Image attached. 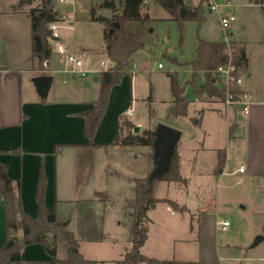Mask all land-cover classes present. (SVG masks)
<instances>
[{"label": "crops", "instance_id": "obj_1", "mask_svg": "<svg viewBox=\"0 0 264 264\" xmlns=\"http://www.w3.org/2000/svg\"><path fill=\"white\" fill-rule=\"evenodd\" d=\"M19 1L11 2L9 6L14 5L22 12L20 14L28 17L27 10L31 6L26 5L27 0L18 5ZM231 1L243 7H261V12L252 21V33L243 34L241 39L232 40L243 46L247 58L246 71L242 76L241 84V88L250 94L246 110L242 112L236 106H227L224 101L215 96L199 97L194 93V98H190L185 94L190 99L189 104L194 107V115L190 116L193 125L183 127L179 122L176 123L180 116H173L174 123L166 122L165 120L170 117L168 110L173 99L167 72L175 71L179 84L183 86L180 76L182 73H189L191 76V69L178 68L173 63L171 69L158 76L160 70L153 71L148 67L139 69L133 64L134 69L127 67V73L122 76L120 83L111 88L107 107L94 132L92 144L89 143V138L85 134L86 121L83 114L93 105L98 96L96 85L91 89L88 84L75 88L77 84L73 83L63 90L59 89L62 87L60 85L79 73L73 72L71 65L57 55L54 48L50 58L45 61L44 69H39L31 49V26L27 18L22 20L25 22L19 20L20 22L17 23L19 26L15 28L16 34H7L5 42L10 46L7 48L9 50L4 55L0 51V58L4 57L10 61V63H0V163L6 166L7 175L14 188L18 183L16 190L22 210L32 217H37L39 213L36 192L43 176L44 205L48 210H54L65 222L66 228L77 240L78 251L83 257L96 260L97 264H113L112 257H104L99 251L93 250V248L96 249V245L103 242H108L112 249L121 245L115 233L106 229L107 202L117 203L118 201L121 202L120 206L124 205L126 200L134 196V180L148 176L153 167L151 147L148 145L126 146L113 143L119 128V118L127 119L133 126L137 125L142 129L155 130L159 123L180 128L181 135L176 150L179 157V172L186 180L185 186L192 178L195 180L196 177L202 176L201 157L208 150L214 151L215 159L209 163V172L218 174V179L227 173L256 175L264 172V0L262 3H259V0ZM64 20L65 18L60 20L59 26ZM8 22L14 23L12 18ZM244 23V21L241 23L242 32L246 31L247 23L245 25ZM0 33H2L1 29ZM59 40L70 52L81 58L87 56L84 52L90 49L65 41L62 36ZM84 60L91 64L92 71L89 72L92 74L91 80L98 82L99 80H94V76L100 66L93 65L87 57ZM163 67L162 65L158 69ZM39 74L52 76L49 89L44 95L39 94L31 80L33 76ZM153 75H157L160 86H166L165 96L155 95L159 85L147 81V78ZM189 79L183 78V81ZM141 82L144 86L143 91L140 92ZM203 103L207 105L200 106ZM220 103L224 106L226 123L222 121ZM134 104L139 105L141 113L135 117H129L133 115ZM230 111L234 116L238 112L246 115L243 134L247 162L246 165L240 163L237 168L227 172L228 150L227 147L222 146L221 138L222 136H225L226 140L233 138L236 136L235 129L241 127L236 117L231 123L228 122ZM204 115L210 117L213 126L205 125ZM242 118L240 115L239 119ZM210 132L218 136L217 145H205L203 141H200V138L205 140L209 137ZM238 137L241 139V134ZM219 150L225 153V163L220 172L217 171ZM183 166L189 167V171L183 172ZM240 166L244 167L243 172H237ZM162 182L172 183L176 187L178 184L157 180L152 187V195L156 198L167 197L156 193V189ZM113 186H116V189L121 188L119 198L114 195L117 199L112 196ZM97 192L105 194L106 199L103 200L102 196H97ZM183 202L186 203V201ZM160 203L163 202H158L150 210L156 209ZM164 204L171 215L179 213L166 203ZM207 216L202 213L196 222L199 223L197 242L203 247V249L200 248L202 251L199 253V258L197 261L181 260L184 264H223L215 249V240L210 238L208 242L204 236H201L205 228L203 219ZM112 217L109 218L112 219ZM114 220V226L119 228L123 221L116 218ZM127 223L129 224V221ZM154 224L157 225V222L154 221ZM190 231L196 235L194 226H191ZM21 234L22 232H19L18 236L20 237ZM5 236V209L0 195V245ZM129 238L130 236H127V245L122 243L126 249L131 245ZM147 240L148 233L140 250L146 245ZM125 250L122 251L121 256ZM49 257L41 243H30L21 247L20 260L12 264H45V260ZM58 257L64 258L65 255Z\"/></svg>", "mask_w": 264, "mask_h": 264}, {"label": "rangeland", "instance_id": "obj_2", "mask_svg": "<svg viewBox=\"0 0 264 264\" xmlns=\"http://www.w3.org/2000/svg\"><path fill=\"white\" fill-rule=\"evenodd\" d=\"M13 1L16 0H0V23H2L0 25V29L2 30V33H0L2 34L0 36V51L3 55L8 52L9 49L7 48L10 47L5 42L6 37H8L7 34H16L17 30L15 28L19 26L17 23L27 18L26 20L29 21V25L31 26L29 16L26 17L20 14L22 12L14 5L9 6ZM101 1L71 0L65 6L61 4L57 5L55 0L52 1L53 7L60 15L63 14V10L68 12L64 22H61L58 27L60 36L64 37L65 41L68 40L76 46L93 49H87L84 54L87 55L85 57L90 59L95 66H99V61H105L107 56L104 52L102 25L99 22L89 20V10L91 7H94L96 14H103L105 16L112 15L110 9L98 7ZM228 1L235 15V20L229 28L223 29L219 22V17L225 15L229 7L220 5L217 10L210 9V3H222L223 0H208L203 10L204 19L199 28L197 27L196 21H186L181 33L178 24L170 19L168 13L158 3L153 0H146L142 5V11L148 10L150 16L147 39L144 47L137 49L133 53L131 58L132 62L129 63L128 67L133 70L134 65H136L139 69L148 67L153 71L160 70L158 72L160 75L158 76H161L162 72L171 69L173 63L178 68L189 67L191 69L185 59H191L195 56L197 36L202 39L232 41L233 39H241L243 34L248 35L252 33V21L261 12V7H243L241 5H235V2L231 0ZM184 2L189 5H195L198 0H184ZM38 4L39 0L26 2V5L31 7H36ZM10 18H12L14 23L8 22ZM243 21L247 23L246 31L244 32L241 30V23ZM47 41L52 52L53 42L49 38H47ZM85 57L83 56V59ZM15 58L17 59V57ZM0 61V63H10L9 59H5L4 57H1ZM158 63L164 66L163 69H158ZM37 64L40 68H44L45 66V62L41 66H39L38 61ZM136 74L140 78L139 74ZM91 76V73L85 75L77 74L73 79L60 85L62 87H59V89L63 90L69 87V84L73 83L77 84L75 88L82 87L83 84H88L90 89L93 86L95 87V85L96 89H99V81H92ZM156 77L157 75H153L151 78L148 77L147 81L159 85L155 90V95L163 97L167 92L166 86H160L161 83H158L160 80H157L158 78ZM180 77L184 86V94L190 98H194L193 86L183 81V78H190V74L182 73ZM202 82L203 75L199 74L196 83L201 84ZM143 86L141 82L139 85L140 92L143 91ZM206 105V103L200 104L202 107ZM219 106L222 108V121L226 123L224 106L221 103ZM233 106L239 108L237 105ZM193 108L189 104L187 114L180 116L176 123L179 122L183 127L192 126L193 122L190 116L194 115ZM242 112H238L234 116L230 111L227 118L228 122L231 123L236 117L239 124H241V127L235 129L236 136L227 140L225 136L221 138L222 146L224 148L227 147L228 150V160L226 161L227 172L237 168L240 163L246 165L247 162L245 159V135L243 134L246 115ZM140 113L141 108L138 104H134L133 115L129 117H135L140 115ZM240 115L243 117L241 120L239 119ZM169 116L168 120L165 121L174 123L173 116ZM203 117V121L207 127L213 126V122L209 116L205 117L204 115ZM141 130L142 128L139 127L138 131ZM131 131L134 130L132 129ZM239 134H241V139L238 137ZM200 141H203L205 145H217L219 139L217 135L210 132L209 137H206L205 140L200 138ZM213 160H215L214 151L208 150L203 153L201 157V161H203V174L201 177H196L197 179L195 180L192 178L187 186L177 184L176 187L172 183L162 182L161 186L156 189L157 195L167 196L179 204H183V201H186L184 204L188 210L179 212L177 215H171L166 210L164 202L158 204L156 209L150 210L148 213V240L141 250L143 254L158 259L176 258L182 261H197L199 253L202 251H200V248L203 249V247L197 242V228L199 223L196 222L202 213H205L208 216L203 219L205 228L204 234L201 236H204L208 242L210 238L215 240V249L223 264H244L245 260H252L259 264H264V260H262L264 256V238L255 243V238L258 235L264 236V172L256 175L227 173L218 179V174L209 172V163ZM182 170L183 172H188L189 167L183 166ZM238 180H240V184L237 183ZM154 182L157 181L155 180ZM112 192V196L115 195L119 198L121 188L116 189V186H113ZM115 196L114 199H117ZM102 199H106V196H102ZM120 203L118 201L117 203H113L112 201L111 203L107 202V218L105 224L106 229L114 232L120 239L121 245L116 249H112L108 242H103L101 244L98 243L99 245L95 246L96 249L93 248V250L99 251L104 257H112L111 260H118L122 257L121 253L126 249V246H123V244L127 245V236H130V226L127 223V221H130V218L126 213L128 210L125 208L126 202L122 206H120ZM110 216H113L112 219L109 218ZM115 218L123 221L119 228L114 226L115 223L113 222ZM223 220L228 221L227 228L225 230H217L216 222ZM154 221L157 222V225L154 224ZM191 226H194L196 235L190 231ZM19 232H22L21 229H18L17 234ZM56 249L57 256L65 255V246L61 241L57 242ZM140 264L146 263L141 262Z\"/></svg>", "mask_w": 264, "mask_h": 264}, {"label": "trees", "instance_id": "obj_3", "mask_svg": "<svg viewBox=\"0 0 264 264\" xmlns=\"http://www.w3.org/2000/svg\"><path fill=\"white\" fill-rule=\"evenodd\" d=\"M53 0H39L36 7L28 9V16L31 24V49L36 57L39 66L50 58L51 49L47 38L51 34L48 27L49 22L59 20L58 13L53 9ZM158 3L175 21L182 33L183 25L186 21H196L199 28L204 19L203 10L208 0H199L196 5H189L184 0H153ZM263 0H259L262 3ZM145 0H102L98 7L110 9L111 16L96 14V9L89 10V20L96 21L102 25V39L104 42V52L114 65L108 69L97 72L99 80L98 96L93 105L84 112L85 134L92 144V137L107 107L111 88L120 83L121 78L127 73V67L131 61L133 53L144 47L148 27L150 26V16L148 10L142 11ZM23 0L19 1L22 4ZM232 62L239 67V73L244 74L247 66V58L243 46L234 42L231 51ZM228 61L226 43L223 40H206L197 36L195 46V56L186 63L191 67L190 79L186 81L193 86L194 93L201 97L215 96L220 100H225L224 92L215 83L214 71L217 66ZM39 69H44L40 68ZM199 74L203 75V83L197 84L196 79ZM172 95V105L169 107L168 115L185 116L190 99L184 94V86L179 84L176 72H167ZM234 93L239 90L233 89ZM119 128L113 139L114 144L135 146L148 145L153 147L155 130L142 129L141 131H131L133 124L127 120L119 118ZM125 128V131H123ZM232 129V126H231ZM225 163V153L219 150L217 171L220 172ZM147 178H136L134 186V196L126 200L125 208L130 218V247L127 248L123 256L114 260L113 264H184L177 259H158L145 255L140 247L147 238L149 217L147 212L158 202H164L174 211L184 212L188 208L184 204H179L175 200L167 197L156 198L152 195V187L148 189ZM157 180L176 182L186 185V180L179 172V157L175 148L169 163L168 170ZM152 183H154V181ZM18 187V183L16 184ZM17 187L11 183L6 172V166L0 163V195L5 209L6 236L0 245V264H12L20 260V249L23 245L30 243H41L46 253L50 256L45 260V264H97L96 260L82 256L78 251V243L71 231L66 228L63 220L59 218L54 210H48L43 201L44 178L41 176L36 192L39 213L37 217H32L22 210L21 201L17 193ZM97 196L105 194L97 192ZM264 228V225H263ZM18 229L22 234L19 237ZM61 241L65 246V257L57 256L56 245Z\"/></svg>", "mask_w": 264, "mask_h": 264}, {"label": "built area", "instance_id": "obj_4", "mask_svg": "<svg viewBox=\"0 0 264 264\" xmlns=\"http://www.w3.org/2000/svg\"><path fill=\"white\" fill-rule=\"evenodd\" d=\"M55 1L57 5L61 4L64 6L71 2V0H55ZM220 5H225L228 7L231 6L228 0H223L222 3L213 2L212 4L211 3L209 4L210 9H214V10H217L218 6ZM53 9L55 10L54 7ZM55 11L58 13L60 19L49 22L48 24V27L51 30V34L48 38L53 42L54 45L53 48L55 53L59 55L61 58H63L67 64L71 65L72 67L71 70L73 72H77L81 75H85L91 72L92 68L89 61L76 56L60 42L59 40L60 34L58 32L59 22L61 19L67 16L68 12L63 10L62 12L63 14L60 15V13L57 10ZM234 20H235V15L231 9H228L225 15H221L219 17V22L223 29L229 28L231 24L234 22ZM224 42L226 43L228 61L225 64H221L217 66L213 74L215 78L214 81L216 85L219 88H221L224 92L225 95L224 103L227 106L237 105L239 106L240 110L244 112L249 103L250 94L246 90L241 88L243 74L239 73V67L235 63H233L231 59V51L234 45V41H224ZM113 65L114 63L109 58H107L105 61L100 60L99 61L100 67L98 71L102 69H108ZM158 67H162V64L158 63ZM234 87L238 88L239 91L237 93L233 92L232 89ZM243 171H244V167L240 166L238 168V172H243ZM237 183L238 184L241 183L240 180H238ZM228 224L229 223L226 220L216 222V228L220 230H225ZM262 260H264V256L262 257ZM244 264H259V263L252 260H245Z\"/></svg>", "mask_w": 264, "mask_h": 264}, {"label": "water", "instance_id": "obj_5", "mask_svg": "<svg viewBox=\"0 0 264 264\" xmlns=\"http://www.w3.org/2000/svg\"><path fill=\"white\" fill-rule=\"evenodd\" d=\"M27 1L29 2L30 0ZM31 80L35 84L39 94L44 95L49 89L52 76L50 74H39L33 76ZM94 80H98L97 74L94 76ZM133 130L138 131L139 126L135 125ZM180 135L181 131L178 128L165 123L157 124L152 147L153 167L147 178L148 189H151L153 179H158L168 170L171 156L176 148ZM263 238V235H258L255 238V243Z\"/></svg>", "mask_w": 264, "mask_h": 264}]
</instances>
